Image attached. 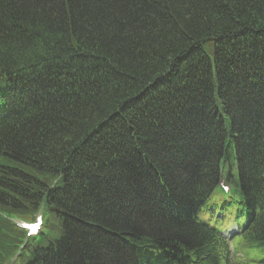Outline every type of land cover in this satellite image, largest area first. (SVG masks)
Wrapping results in <instances>:
<instances>
[{
    "label": "trees",
    "instance_id": "trees-1",
    "mask_svg": "<svg viewBox=\"0 0 264 264\" xmlns=\"http://www.w3.org/2000/svg\"><path fill=\"white\" fill-rule=\"evenodd\" d=\"M67 1L0 0V62L38 82L0 129V211L45 214L16 264H124L139 236L198 243L151 189L193 195L199 165L229 158L264 185V93L244 90L264 87V0ZM70 27L81 56L58 67Z\"/></svg>",
    "mask_w": 264,
    "mask_h": 264
},
{
    "label": "rangeland",
    "instance_id": "rangeland-1",
    "mask_svg": "<svg viewBox=\"0 0 264 264\" xmlns=\"http://www.w3.org/2000/svg\"><path fill=\"white\" fill-rule=\"evenodd\" d=\"M76 47H77V45H76ZM209 49L210 50H212L213 49V44H212V42H209ZM82 51H85V50H83L82 49ZM88 57H87V60L88 61H90L91 60V58H90V56H93V55H95L94 53H91V52H89L88 51ZM79 56V57H78ZM80 56H81V52H77V53H75V55L71 58V60H69L68 62H66V60H67V56H62L61 58H60V60L61 61H63V62H66L63 66H61V67H69V66H71L72 67V64L74 63V61H75V59L78 57V58H80ZM92 65V64H91ZM65 69V68H64ZM95 73V72H94ZM252 88H248V87H245V89L244 90H247V91H251V90H253L254 89V91H256L259 95H260V98H261V92L262 93H264V87H261L260 85H255V86H251ZM252 98L253 99H257L258 97L256 96V97H253L252 96ZM262 99V98H261ZM263 100V99H262ZM117 141V140H116ZM104 144H106V147H104V148H107V149H109L110 147L109 146H111V144L109 143H107L106 141H105V143ZM108 145V146H107ZM110 150V149H109ZM110 154V153H109ZM175 163V162H174ZM176 164H178V163H176ZM176 164H174V168H176L177 167V165ZM187 164V166H189V163L187 162L186 163ZM186 169V168H185ZM187 170L189 171L188 173H190V170L187 168ZM198 175H203V174H205V173H202L201 172V167H200V170H198ZM4 195V194H3ZM2 195L0 194V199L2 200V199H4V198H2L1 197ZM6 199H4L3 201H5ZM22 206H24L22 203H20L19 205H18V208L19 209H21L22 208ZM235 244H236V246L238 247V253L242 256V257H245L246 259H248V260H251V261H260L261 259H263L264 258V248H258V247H254V248H248V247H244L243 246V241L240 239V238H237L236 240H235ZM239 246H241L240 248H239ZM235 252H236V250L235 249H233Z\"/></svg>",
    "mask_w": 264,
    "mask_h": 264
}]
</instances>
